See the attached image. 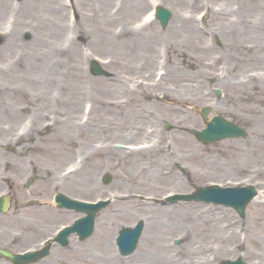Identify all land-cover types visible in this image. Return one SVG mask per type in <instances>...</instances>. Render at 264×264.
I'll list each match as a JSON object with an SVG mask.
<instances>
[{
    "label": "rangeland",
    "instance_id": "rangeland-1",
    "mask_svg": "<svg viewBox=\"0 0 264 264\" xmlns=\"http://www.w3.org/2000/svg\"><path fill=\"white\" fill-rule=\"evenodd\" d=\"M121 1L123 0H21L20 2H14V0H0V59L5 55L12 54L13 56L21 55L24 60V56H29L33 48L40 45V39L42 37L49 36V38L54 39L55 51L53 53V61L55 63L52 67L54 68V72L52 74H55L54 77L56 80L52 82L51 87L55 97L54 101L58 99L59 95H61L59 85L64 87L60 80L62 81L64 77L65 82L63 83L67 87H64L62 92L68 93V87L72 88L70 85L75 82L74 79L78 78V72L82 74V78L79 85L75 86L79 88L82 85L84 86L85 91H93L92 88H90V84H92L94 79L98 85L102 84L101 81L109 82L111 84L116 83V86H114L115 92L118 89L123 91L120 87L121 81H118V79L121 78L127 80V82H129V86L131 87L138 88V85H140V89L147 88L152 94H155L154 98L146 97L137 99L133 97L131 99V104L124 105L125 107L129 106V109L132 108L134 110L135 117L146 125V127H140L141 131L140 129H136L135 132H132L130 126L131 120L128 119L130 123H127L126 120H122V118L125 119V116H117L114 107L112 108V105H109L111 108L106 107L109 109H107L109 112L101 113L93 111L95 112L94 121H100L102 123V128H105L107 123H109L108 125H114L115 122L118 123L120 127L117 130L115 129L116 131L114 132L110 131V128L101 130L96 127L94 130V134L97 136L98 141H93L92 145L97 149L101 143L105 146V149H98L101 151L96 149L95 152L88 155V159L85 160V170L91 174V181L96 182V184L99 185V187L96 188L95 184H91V186H95V190L81 189L78 191H72L66 187L59 186L58 184L55 187H49L46 192L42 189L43 186L45 187L50 184L48 179L51 178V174L57 175V172L59 171L60 173L63 171H69L68 173H70L82 161V153L86 155L88 153L87 151L91 150L90 144H88L85 149H81L83 146L81 141L84 140V138H87V136H85L86 133L91 135V133L85 128L80 131L74 130L72 132L76 141L74 142L76 149L72 150L74 153L67 156L65 160L58 162L57 160L55 161V158H53L54 153H50L49 156L44 157L37 153L39 151L37 147H29V149H26V147L22 148L21 146L24 141H29V143L33 142L32 140L34 138H45V140H48V134L51 133L53 128L44 132L41 129V131L34 129L35 122H32L33 120L35 121V119L31 118L32 120H30L28 115L25 120L20 117L17 120L15 119L17 122L19 120V126L13 127L12 123L15 122V120L12 121L11 119H7L9 115L2 117L1 122L5 129H2L0 139L3 140L4 137H8L11 147L9 151L5 149L4 153L6 155H15L19 163V168L14 170L11 168L9 163L5 165L8 166L9 169L7 171V176L9 177L11 199L14 201V204H18V206H20L15 209V206L13 205L12 208L14 215L9 217L16 219L13 220L15 223L20 222V220L17 219L18 217H24L26 222L23 236L15 239V242L19 240H24V242L19 246H9L11 249L22 250L24 248L34 247L37 245L38 241L43 238V236L52 234L58 225L69 222L76 216L80 215L79 212L72 209L56 207L52 203V195L55 191L64 192L76 199H110V202L105 207L96 212L94 228L90 236L84 240H79L75 235H70L69 242L66 247L61 248L58 245H53L47 256L37 262L29 264H92L87 263L85 260V254H88L89 251L96 250L91 246L90 239L97 229L98 219L103 213L108 215L107 213L110 211L117 212L120 210L121 204L118 202V199L123 201H132L136 205L139 204L138 206L134 205L136 208L142 209L138 211L139 214L119 218V221H117L118 225L116 226L114 235L111 239L113 255L117 259L114 264H123L122 261L128 259L135 260L134 262L138 263L133 254L140 247V240L147 230V226H149L150 214L146 210V207L148 205H158L151 201L152 197L160 198L166 192L172 190L187 191L190 190L193 185H202L208 181H222L221 183H224L226 181H224L223 178L237 179L240 176L245 175L249 178L248 181L250 182L261 180L262 183L257 185V188L259 189L258 200H264V173L261 172V175L256 173L253 174V172H255V168L252 165V162H250L251 159H257L256 157H252V154L254 153L253 151H255L253 148H256L255 152H257L258 149L262 151L261 154H259V159L256 162L257 164L261 163L264 158V115L261 114V106H253L256 102H251V100L248 101L247 95H251V93H246L247 101H245L251 105L249 106V111L244 114L245 117L243 118L245 119L248 116L250 119L252 123V125L249 124L250 129H256V131L251 133L255 137L254 139L250 138L249 140L244 139L243 142L236 140V143L240 144V147H242L241 150L247 152L245 153L244 158L240 157L239 159V162L243 160L241 166H244L245 169L237 170L230 163L233 160V156L238 154L239 148L235 144L231 145V147H236L232 154L231 151H229L231 156L223 157L222 152L225 151V146L223 144H215L216 142L214 144H202L196 140L192 133H190L191 129H199L204 125L199 112L195 109V107L199 108L201 106H208L210 109L208 115L210 116L212 111H216L215 108L217 106L214 104H218L220 106L217 110L221 109L219 112L222 115L226 116L228 114L227 109L230 110L229 112L237 114L234 112L236 108L229 101V99L231 100L232 98L230 96L232 91L225 83H221V80L225 82L226 78L233 70L242 72L248 67V65H245L246 63L239 62L236 64V67L231 68V60H233V58L232 56L229 57L230 54L226 52V47L224 45H220L225 37L232 34V30H227L225 27L222 28V25L219 30L212 29V27H214L212 25L214 24L217 26L218 23H214L213 19L208 15L205 17L206 11H203V8L201 9L200 7H197L195 9L194 17H196V28L198 29V36L200 37L197 38L198 36H196V38L200 39V43L202 41H205L204 43L211 41L209 44L212 43V47L208 46L211 49H208L206 54L203 53L204 55L202 57H199V54H202L199 50L195 51L197 52V57H194L195 54L192 55L193 58L191 59L195 60L197 58L198 61L200 60V62L197 63L200 64V69L199 67L196 69L184 59L186 57L185 54H182L185 55L184 58H181L180 54L172 55L170 48H167L166 45L171 37L178 39L183 37L182 32L179 31L178 28L170 30L168 26L173 14H183L188 16V13L191 12L188 10V7L179 10L177 7L184 5L181 2L178 3V6L173 0H156L157 4L165 6L171 10V19L166 26H161L158 20L153 18L147 22L148 24L145 27H143L140 26L142 18L144 19V16L149 11L151 4L142 0L145 5L141 10H138L137 12L134 11L133 14L128 16V19L127 17L120 19L119 15L115 12V9L119 8V2ZM234 1L235 0H225V3L227 4V13L224 14V17L225 19L228 18L227 21L234 19L233 8L237 3V1ZM56 2L63 4L62 11L58 9V4ZM212 2L213 7L215 8H223L224 6V2H222V0H213ZM252 5L255 6L250 10H254L257 13H259V11L261 13L263 12L260 10L261 6L258 4L257 0H253ZM71 8L73 9L71 10ZM104 11L107 14H104ZM251 13V11L250 14L246 13L245 17L247 15H251ZM222 22L224 21H221V24H227ZM183 23H186V21L183 20ZM218 26H220V24ZM137 30H139V32H135ZM247 30H249L248 32L252 35V30H250L249 27H247ZM101 32L105 33L106 41L111 40L108 44H113L112 48L108 46L107 43H104L102 44L103 47L98 49L96 48L99 45L98 42L94 44L90 42V40H96L99 36L101 37ZM245 32L247 33L246 30ZM240 35L242 36V34ZM12 37H16L17 42L14 40L11 45H9L8 42ZM137 39L142 43V45H138L139 42ZM261 40L264 41V35L261 36ZM204 43H201L202 47H204ZM145 49L153 55V62L150 63L149 66H145V69L141 70L138 63L142 60ZM188 49L189 51L191 50L190 48ZM162 56H165L163 64L160 59ZM92 58L98 60L99 63H101V66L105 70L109 71L110 76L92 75L88 71V64ZM175 58L177 59L176 63H174ZM154 59H156V61H154ZM20 65L16 67H19V70H23L24 68L21 69ZM67 65H70L71 73L69 74L65 73L63 70V67H66ZM160 65L165 71L168 70L167 74L164 75L163 78L161 77L162 69L159 68ZM3 67L5 66L3 65ZM17 68H13L15 69L14 71H17ZM156 69H159L158 72L161 71V73L157 74V76H155ZM169 69L171 70L169 71ZM116 77L118 78V82H113L116 81L114 80ZM211 78L214 79L216 87L220 90L221 94L218 96H216L213 92L214 85L209 84V80ZM142 80H144L145 83ZM186 81H190L191 88L182 87L181 84ZM188 89L192 90L188 91ZM256 89L257 88H254V90ZM257 90L255 93L258 96L261 93ZM161 91L165 92V94H161ZM184 92L186 94H190L191 96H193V92L201 93L202 95L201 98L197 97L196 99V97H194L193 99H187L186 96H182V94H185ZM86 93L87 95L85 100H78V104L75 103L78 110L82 108V102L84 105L85 101L89 100V98L92 102L95 100V96H93L94 94L90 95L88 92ZM113 95L116 96L115 94ZM117 95L119 100L126 99L123 93L122 96L121 94ZM152 100L157 102V104L151 108L149 107L150 104L148 102ZM174 107H177V110H173ZM139 108L143 109L140 110ZM160 108L166 109L168 113H171V115H163V111H158ZM56 109L61 110L62 108L56 106ZM61 111L63 113L67 112L64 109ZM156 111H158V113H156L157 115L154 118V113ZM78 112L80 113L78 114L76 112V119L78 122H83L82 118L84 116V110H82L83 113H81V111ZM185 114L189 115L190 118L194 117L196 119V123H191L185 119V122L187 121L188 123L187 127L184 128V131L188 136H191L194 141L199 143L198 147L200 148V156H188L185 154V152H187L185 151V148L172 145L171 143L170 145L173 150L169 149V152L163 155L161 153L158 154L162 161H171V163L167 166L168 174H172V177H169L167 180L164 179V181H160L153 178L152 172H155L157 169L154 167V163H157L156 160L138 158L143 162L141 166H138L131 162L132 157L129 156L131 154L124 155L123 153H118L117 155V153H111L106 149H109V147L113 149L118 147V149H121L123 147L116 145V147H114L112 143H134L135 138L144 136L147 137V134L142 135L145 132L151 134H154L155 132L162 133L164 135V139H171L172 135H174L176 130L179 128V125L181 123L184 124L183 122L179 123L177 117L180 115L185 116ZM127 118H129V116ZM190 118L188 120H190ZM133 119L135 118L133 117ZM120 122L125 125L120 126ZM8 123L11 126L8 127ZM167 124H170L171 126L169 130L166 129ZM23 127L29 129L28 136L25 138L20 137L18 140L13 138V136L17 137L16 131H18V129H22ZM151 128H153V130H150ZM154 135L157 136L158 134ZM77 143L80 144V148ZM69 145L70 144H67L65 148ZM215 145H218L217 151L219 152L215 154V157H211L213 150H215H211V148ZM57 149L58 147L56 146L55 150L57 151ZM28 153L34 156L35 163L25 162L24 157ZM37 154L39 155L37 156L38 158H36ZM110 154H112L111 156H115V163H113L111 157H108ZM55 155H57L56 152ZM238 156H240V154ZM118 157H121L120 160H118ZM201 157H204L205 161H202ZM225 160L228 161L224 164L223 161ZM97 161H105L107 162V166L95 165L94 163ZM62 162H64V164H61ZM177 163L185 169L186 176L180 173L176 166ZM214 164L217 166H214ZM63 165L66 166L64 167ZM88 165L90 167L92 165L94 166L91 167L92 169H88ZM117 167L119 168L118 172L121 176L117 173ZM251 167L254 168V171L250 169ZM104 172H108L111 176L108 182L101 181V174ZM34 173L36 175H34ZM32 175L34 176L31 183L26 186L27 179L30 176L32 177ZM117 177L122 181H116ZM139 181H144V183H140ZM154 193L155 195H152ZM12 195L15 199L19 200L13 199ZM47 200L50 201L48 202ZM258 200H250L245 207V215L242 218L237 214L233 215V213H235L233 209L230 211L231 208H222L219 213H221V211L225 212L228 215L224 217L225 219H220L222 215L216 217L215 214H217L218 211L212 209V204H202L199 202L174 203V205L178 207L180 206L179 211H182L179 217H185L186 215L189 216L190 219V212H194L196 213L195 221H204L205 218L214 219L216 223L215 227H217V229H221L218 225L222 224V222L225 224L230 222L232 224L230 227H227L228 229H226L229 231L234 230L237 234H234L235 236L233 237L225 235L228 239H220L218 236H214L211 231L207 234V236H205L207 237L206 245L204 247H199L195 243L194 236L192 237L194 234L190 233L192 228L189 225L188 220H174V218H168L166 225L164 223H160V225L156 226L157 239L163 243V249L166 250L167 253L169 252L174 255V257L178 260H184L186 257L195 258L197 256L205 255L210 259V264H220L216 262L215 259L219 261L218 259H220V253H227L232 257L239 255L249 264H264V224L262 219L256 217L261 212L260 202ZM21 202H25L26 207H22L20 204ZM169 205L173 204L162 206ZM198 205H202V208L197 209L196 207ZM185 211H187V213H185ZM139 218L144 220V230L137 243L136 250L128 256H121L115 245L117 231L122 226L133 225V223ZM249 220H253L254 225L258 228V230L255 231L257 235H252V238L249 235L248 230L247 232L245 231ZM11 222H9V225ZM244 234L247 235V239H243ZM102 236L103 235L101 234V237ZM10 237H12L11 234ZM174 238H179L180 243L174 244ZM223 242L226 244L222 247ZM143 259H146L148 261L147 263L157 264L163 262L160 258H147L143 256ZM221 262H223V260H221Z\"/></svg>",
    "mask_w": 264,
    "mask_h": 264
},
{
    "label": "bare ground",
    "instance_id": "bare-ground-1",
    "mask_svg": "<svg viewBox=\"0 0 264 264\" xmlns=\"http://www.w3.org/2000/svg\"><path fill=\"white\" fill-rule=\"evenodd\" d=\"M54 1V0H52ZM58 1V0H57ZM146 3L149 1L152 3V7L157 4L156 0H145ZM178 5L179 2L184 4L183 6L177 7V9H185L188 7V10L191 12L188 13V16H185L183 14H173V17L169 23V29H176L178 28L179 31L182 32L183 37L181 39L171 37V39L168 40L166 43L167 48H170V51L173 54H180L181 58H184L187 62H189L194 68L200 69V64H197L200 62L197 58H193L198 56L197 50H199L202 54H199V57H202L204 54L208 52V49H211L209 47H212V43L209 44L207 41H202L201 43H204V47H202L200 43V38L198 36V29L196 28V17L194 14V11L197 7L203 8V11L205 10V17L207 15L213 19L214 23L220 24V26L212 25V29H220L226 28L227 30H232V34L230 36H227L224 38L221 46L224 45L226 47V52H228L230 56H232L233 60H231V68L236 67V64L239 62L246 63L245 65H248L246 70L237 72L238 70H233L228 77L226 78L225 82L221 80V83H225L227 86H229L230 90L232 91V94L230 95L232 98L229 99L230 103L235 106L236 111L240 117H243L247 111H249V104L246 102V93H251V95H247L248 101L251 100V102L255 101L256 104L253 106H261V114L264 115V41L261 40V36L264 35V0H257L258 4H260L261 8L260 10L263 11L262 13L259 11L257 13L252 9L255 5H252L253 0H235L237 1L236 6L234 9V19H231L229 21L228 18L225 19L224 14L227 13V4L225 3V0H222L224 2V6L215 8L213 7V0H173ZM221 1V0H218ZM234 1V2H235ZM123 2V3H122ZM171 2V3H175ZM57 3V2H56ZM122 3V4H121ZM58 4V9L62 11L63 7L62 4ZM144 2L142 0H123L119 2V8L115 9V12L117 15H119L120 19L126 18L128 19V16L133 14L134 11L141 10L144 7ZM249 9V10H248ZM119 10V11H118ZM252 12L251 15H247L246 18L245 14ZM104 14L105 13L104 11ZM232 14V13H231ZM178 15V16H177ZM251 17V18H249ZM194 18V19H193ZM151 19H153L151 17ZM183 20L186 21V23H183ZM221 21H224L222 23H227L226 25L221 24ZM220 22V23H219ZM143 27H145L148 23H144ZM222 25V26H221ZM247 27L250 28L252 35L248 32ZM128 30V29H127ZM133 30V29H131ZM247 31V33L245 32ZM134 31V30H133ZM139 32V30L135 31ZM101 37L99 36L96 40H90L91 43L98 42L99 45L96 48H102V44L107 43L108 46L111 48L113 47V44L110 43L111 40L106 41L105 39V33L101 32ZM242 34V36L240 35ZM196 36H198L196 38ZM255 38V39H254ZM16 40L17 38L12 37L8 44L11 45L12 41ZM139 42L138 45H142V43L137 39ZM54 39L47 37H42L40 39V45L35 46L30 53L29 56L21 55L19 56H13L11 55H5L0 59V133L2 132V129L4 130L5 127L2 125V117L9 115L7 119H11L14 121L17 120L19 117L23 118V120L27 119V115L31 118H34L32 123H34V129L42 130L43 132L46 130H50L53 128L50 134H48L49 138L48 140L40 139V138H34L32 141H24L21 146L22 148L26 149L29 147H37L39 151L37 152L39 155L42 156H49L50 153L53 154V158H55V161L58 162L63 161L67 158V156H70V154L74 153L72 150L76 149V146H74V135L73 131H80L83 128H85L88 132L91 133V135L87 134V140L84 138V140L81 141V144L83 145L81 149H85V147L90 144L91 150L87 151L88 153L85 155L82 153V161L70 172L69 171H63L62 173L57 172V175L51 174V178L48 179L50 181V184L48 186H43L42 189L44 192L47 191L49 187H55L57 184L59 186L66 187L68 189H71L72 191H78V190H95L97 187H99L96 182L91 181V174L88 173L85 170V160L88 159V155H90L92 152L94 153L97 148L93 146V141H98L97 136L94 134V130L97 128L103 130V129H109L110 131H116L119 127L118 123H114V125H108L107 123L105 128H102V123L98 120L94 121V113L95 112H109L108 108L109 105H112V108L114 107V110L116 111V115L119 117L121 115L125 116V119L122 118V120H126L127 123H130L128 119L131 120V129L132 132L136 131V129H140L143 127H146V125L139 121L138 118L135 117L134 110L132 108L129 109L128 107H125L124 105L131 104V99L137 98H154L155 94H152L147 88L140 89V85H138V88L129 86V82L125 79H118L117 77L114 79L118 82L121 81V89L114 90V86H116V83H109V82H102L101 85L96 84L95 79L92 81V84H90V88H92L93 91L84 89V86H80L79 88L75 85H79L80 80L82 78V74L78 72V78L74 79V83L70 86L72 88H69L68 93L62 92L63 88L67 87L63 82H65V79L63 77L62 81L60 82L64 85L60 86L61 89V95L58 96V99L54 101L55 97L53 95V91L51 89L52 82L56 80L54 77L55 74H52L54 72L53 64L55 63L53 61V53L55 51V44ZM38 44V43H37ZM209 46V47H208ZM105 48V47H104ZM190 48L191 50L189 51ZM144 56L142 57V60L138 63L139 68L145 69V66H149L150 63L153 62V55L147 50H144ZM199 52V53H200ZM193 53V54H192ZM204 53V54H203ZM185 54V55H182ZM202 59V58H201ZM156 61V59H154ZM174 63L177 62V59H174ZM203 61V60H202ZM22 63V64H21ZM21 64V65H20ZM235 64V65H233ZM3 65L5 67H3ZM20 65L21 69L19 70V67L16 66ZM12 68H10V67ZM166 67V66H165ZM17 68V71H14ZM166 69V68H165ZM63 70L65 73L69 74L70 71V65H67L66 67H63ZM171 69H169L170 71ZM168 70L164 71L162 74V78L164 75H166ZM118 76V75H117ZM71 78V77H70ZM161 78V79H162ZM118 79V81H117ZM94 83V85H93ZM193 84V83H192ZM182 87H190V81H186L185 83L181 84ZM181 87V88H182ZM254 88H257L256 90L259 91L261 94L257 96L255 93L256 90ZM192 89H188V91H191ZM254 91V93H253ZM88 92L90 95L95 96L94 102L91 103L90 100V109L89 113L85 119L82 118L83 122H78L76 114L80 113L78 111H81L82 113V106L83 102L81 103L80 110L77 109L76 104L78 100H85V97ZM122 93L125 95L126 99L119 100L117 94ZM253 93V94H252ZM81 94V95H79ZM115 94L116 96H114ZM161 94H165V92L161 91ZM186 95V94H183ZM201 93H194L193 97L201 98ZM73 98V99H72ZM71 99V100H70ZM75 99V100H74ZM246 100V101H245ZM235 102V103H233ZM124 103V104H123ZM150 105L149 107H153L157 104L154 100L148 102ZM78 104V103H77ZM53 105V106H52ZM215 105V104H214ZM57 107H60L64 110H66V113H63L61 110L56 109ZM55 107V108H54ZM108 107V108H106ZM106 108V110H105ZM111 108V107H110ZM108 109V110H107ZM140 110L143 108H139ZM154 110V109H153ZM173 110H177V107H174ZM95 111V112H93ZM158 111H163V115H171V113H168L166 109L160 108ZM156 111L154 113V118L156 117ZM232 111H234L232 109ZM77 112V113H76ZM100 114V113H99ZM243 114V115H242ZM68 115V117H67ZM129 116V118H127ZM174 116V115H173ZM133 117L135 119H133ZM127 118V119H126ZM153 118V119H154ZM189 115L185 114L180 115L177 117L178 122H183L184 124H180L179 128L176 130V133L172 135L171 139H164V135L162 133H155L158 134L157 136L151 133L145 132L142 135H146L147 137H140L135 138L134 145H132L129 149L126 150H119L117 148H106L107 151L111 153H118L119 154H131V162L134 165L141 166L142 160L138 158H146L147 160H156L157 163H154V167H156V171L152 172L153 178L155 180L164 181L167 180L169 177H172V174H168V164L171 163V161H162L160 156L158 154H165L169 152L170 150H173L171 147L172 145L181 146V148H185V154L188 156H200V148L198 145L193 141V139L188 136L184 131V128L187 127V121H190L191 123H196V119L194 117H191L190 120ZM6 119V118H5ZM185 119L187 120L185 122ZM15 120V122L12 123L13 127L19 126V120L18 122ZM90 120V122H89ZM189 122V123H190ZM120 126L125 125L124 123L120 122ZM156 124V123H155ZM33 125V124H32ZM31 125V127H32ZM154 125V124H153ZM11 126L8 123V127ZM104 127V126H103ZM115 127V128H113ZM116 129V130H115ZM40 130V131H41ZM150 130H153L151 128ZM141 131V129H140ZM29 129L24 128L22 129L18 134V138H25L28 136ZM149 132V130H148ZM85 134V133H84ZM108 139V138H105ZM65 140V141H62ZM113 141V140H110ZM125 141V140H123ZM59 142V143H57ZM1 143V140H0ZM57 143V144H56ZM62 143V144H60ZM72 143V145H71ZM67 144H70L68 147L65 148ZM79 144V143H77ZM56 146L58 147L57 151L55 150ZM80 148V144H79ZM98 149H105V146H103V143L100 144ZM97 149V150H98ZM64 151V152H63ZM101 151V150H98ZM55 152L57 155H55ZM71 152V153H70ZM36 155V158H38ZM1 155V151H0ZM110 156L112 158L113 163L116 162L115 156ZM156 155V156H155ZM52 156V155H51ZM121 158V157H120ZM118 157V160H120ZM6 159V158H4ZM9 161V164L11 165L12 169L19 168V163L17 160V157L15 155H9L7 157ZM24 160L26 163H35V158L31 154H26L24 157ZM201 160H204V157H201ZM205 161V160H204ZM4 162H8L7 160H4ZM61 164H64L62 162ZM95 165H105L107 166V162L103 161H97L94 163ZM67 165V164H66ZM66 165H63L64 167ZM234 166H239L238 161L233 162ZM94 166V165H92ZM91 166V167H92ZM214 166H217L214 164ZM27 167V166H26ZM88 165V169H92ZM118 168V167H117ZM119 168L117 169L118 175L121 176V174L118 172ZM100 172V171H99ZM123 177V176H122ZM116 181L121 182L118 177L116 178ZM138 181V180H137ZM140 183H144V181H139ZM91 184H95V186H91ZM178 185V183L176 182ZM181 189V188H179ZM152 195H155L152 194ZM122 197V195H121ZM258 200V199H257ZM260 202V208L261 212L256 216L257 218L262 219L264 224V200H258ZM118 202L121 204V208L117 212L110 211L106 215L103 213L100 218L98 219L97 223V229L93 233V236L91 237L90 244L92 247H94L95 251H89L88 254H85V260L87 263L92 264H114L116 263L117 259L113 255L112 246H111V239L114 235V231L116 229L117 221H119V218H123L126 216H132L139 214L138 211L142 208H136L135 206H138L139 204H134L132 201H123L118 199ZM135 205V206H134ZM202 208V205H198L196 207ZM146 210L150 214V221L149 226H147V230L142 236V239L140 240V247L136 250V252L133 254L134 257H136L138 263H135V260H123V264H154V263H147L148 261L146 259H143L144 257L147 258H160L163 262L157 263V264H210V259L208 256H197L195 258L186 257L184 260H178L174 257L171 253H167L166 250L163 249V243L157 239L156 233L157 229L156 226L161 224H167L166 221H168V218H174L175 219H186L189 221V225L191 226L192 230L190 233L194 234V240L195 243L199 247H204L206 245L207 240V234L211 233L214 236H218V238H227L225 235H230L231 237L235 236L234 234H237L234 230H227V227H230L232 223H223L219 224L218 226L222 229H217L215 227V220L205 218L204 221H195L196 213L190 212L191 217L189 219V216L185 217H179L181 215L182 211L180 210V206L176 205H169V206H151L148 205L146 207ZM221 210V209H220ZM110 213V214H109ZM187 213V211H185ZM220 219H225L224 217L227 215L225 213L221 214ZM228 216V215H227ZM216 217H219L216 215ZM256 219V218H255ZM114 223V225H113ZM226 226V227H225ZM227 228V229H226ZM144 230V228H143ZM249 232V235L252 238V235H257L255 232L258 230L257 226L254 225L253 220H249L246 227V232ZM229 231V232H228ZM231 232V233H230ZM101 234L103 235L101 237ZM198 234V236H197ZM241 237V236H239ZM247 239V235L244 234L243 239ZM148 243V244H147ZM166 262V263H165Z\"/></svg>",
    "mask_w": 264,
    "mask_h": 264
},
{
    "label": "water",
    "instance_id": "water-1",
    "mask_svg": "<svg viewBox=\"0 0 264 264\" xmlns=\"http://www.w3.org/2000/svg\"><path fill=\"white\" fill-rule=\"evenodd\" d=\"M157 16L161 20V22L165 24L169 17V12L161 7H158ZM92 70L94 73L101 72V70L99 69L98 65L95 62L92 64ZM203 113H205V109L203 110ZM197 134L199 138L207 142V141L220 138L222 136H225L231 133L230 132L227 133L226 131H223V129L219 128V126L217 129H213L211 124L208 122L207 127L204 128L202 131L197 132ZM108 178L109 177L106 175L105 181H107ZM215 195L216 194L210 189L203 188L193 193L191 197L193 198L205 197L206 199H212ZM225 195L226 197H224V199H221V200H225V203L236 205L237 208L242 209L246 201L249 199V197L252 194H250V196L243 199L242 201L237 200L235 196H232V193H226ZM58 202L62 205L73 206L76 209L84 210L87 213L86 216L77 219L73 227L67 228L65 232L62 233L61 235L62 243L66 242L65 237L72 230H77L81 237H85L86 235H88L93 227L94 212L101 205L104 204V202H99L96 204L78 203L70 199H66V198L62 199L61 197L60 199L58 198ZM140 230H141V225H140V222H138V224L134 228H123L120 231L119 233L120 235L117 238V241H118L119 247L121 248V250H123V252H128L134 247L137 237L140 233ZM46 253H47V250L44 249L41 252H32V253H25V254L6 253V255L9 258L13 259L14 264H19V263H26V262L36 260L40 258L41 256L45 255Z\"/></svg>",
    "mask_w": 264,
    "mask_h": 264
},
{
    "label": "flooded vegetation",
    "instance_id": "flooded-vegetation-1",
    "mask_svg": "<svg viewBox=\"0 0 264 264\" xmlns=\"http://www.w3.org/2000/svg\"><path fill=\"white\" fill-rule=\"evenodd\" d=\"M3 188L2 184L0 183V190ZM10 217L8 211L5 213H0V244L2 246L9 244V228L12 226L14 228L19 229L21 227V223H15L12 221L9 225Z\"/></svg>",
    "mask_w": 264,
    "mask_h": 264
}]
</instances>
